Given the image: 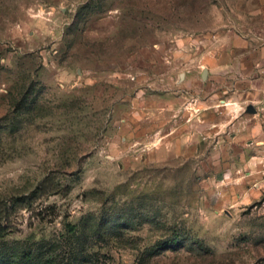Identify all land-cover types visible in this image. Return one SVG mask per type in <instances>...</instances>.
Here are the masks:
<instances>
[{
	"label": "rangeland",
	"instance_id": "1",
	"mask_svg": "<svg viewBox=\"0 0 264 264\" xmlns=\"http://www.w3.org/2000/svg\"><path fill=\"white\" fill-rule=\"evenodd\" d=\"M2 213L0 264H264V0H0Z\"/></svg>",
	"mask_w": 264,
	"mask_h": 264
},
{
	"label": "trees",
	"instance_id": "2",
	"mask_svg": "<svg viewBox=\"0 0 264 264\" xmlns=\"http://www.w3.org/2000/svg\"><path fill=\"white\" fill-rule=\"evenodd\" d=\"M1 219L4 220L3 219V213L0 214V243L10 234L9 227H7L6 225L3 226L2 225L3 221ZM68 228H69V231L74 232L75 229H76V225H72V224L69 223L68 224ZM178 238H179L178 236H173L171 239L165 240L163 242L164 248H167L169 246H173L176 243H178L179 242Z\"/></svg>",
	"mask_w": 264,
	"mask_h": 264
},
{
	"label": "crops",
	"instance_id": "3",
	"mask_svg": "<svg viewBox=\"0 0 264 264\" xmlns=\"http://www.w3.org/2000/svg\"><path fill=\"white\" fill-rule=\"evenodd\" d=\"M215 105L211 104V108H213ZM248 119H246V122L243 119H240L239 121L235 122V126L238 128H243L245 130H247L248 132L250 131V127L255 125V122H253L252 124L247 123Z\"/></svg>",
	"mask_w": 264,
	"mask_h": 264
},
{
	"label": "water",
	"instance_id": "4",
	"mask_svg": "<svg viewBox=\"0 0 264 264\" xmlns=\"http://www.w3.org/2000/svg\"><path fill=\"white\" fill-rule=\"evenodd\" d=\"M205 76V75H204Z\"/></svg>",
	"mask_w": 264,
	"mask_h": 264
}]
</instances>
